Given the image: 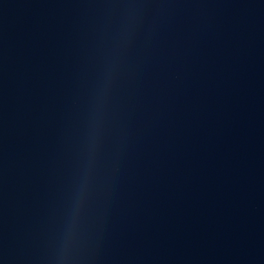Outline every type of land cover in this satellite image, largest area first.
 <instances>
[{
  "label": "water",
  "instance_id": "obj_1",
  "mask_svg": "<svg viewBox=\"0 0 264 264\" xmlns=\"http://www.w3.org/2000/svg\"><path fill=\"white\" fill-rule=\"evenodd\" d=\"M0 264H264V0H0Z\"/></svg>",
  "mask_w": 264,
  "mask_h": 264
}]
</instances>
